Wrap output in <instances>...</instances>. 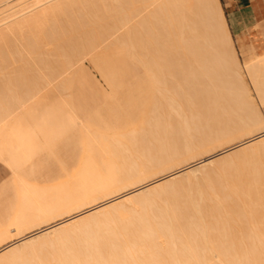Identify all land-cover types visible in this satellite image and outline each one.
<instances>
[{"label": "bare ground", "instance_id": "obj_1", "mask_svg": "<svg viewBox=\"0 0 264 264\" xmlns=\"http://www.w3.org/2000/svg\"><path fill=\"white\" fill-rule=\"evenodd\" d=\"M82 1L83 0H0V58L4 56L0 59V62H2V59L4 61V58H6L5 61H9L11 63V61L14 60L12 62L15 63L16 59L19 57L22 58L21 54L26 52L29 54L30 58L32 57L31 60L36 62L47 61V65H50L48 68L51 69L48 70L47 68L43 69V71H40L42 70L41 67L39 70L40 74H38L41 76L43 81L40 80L38 75H36L42 82L37 83L39 80L36 77L37 82L35 81L34 84L36 85H34L32 84L34 78H30L31 76L29 77V73L34 72H26L29 69L27 70L25 66L21 65V67H25L24 72V70L19 68L20 65L19 67L17 66V71H14L16 72L15 74L18 72V77L16 79V75L13 74L12 81L8 79L11 82H7V88L10 86L8 84H11V86L15 85V87L18 86L17 90H19L18 93L22 95L21 100L23 102L20 100V102L17 101V104L16 102L13 103V101H16L15 99L17 96H19V94L16 95V97L14 96L15 99H12V97L7 98V94L4 92L5 88L2 90L0 89V92L2 91L6 95H4L5 98H3L5 101L6 99L9 101L12 99L10 101L11 103H9L8 100V102L6 101V103H4L7 105V107L5 105V109L2 108V110L4 109L6 113L2 112L0 109L1 114H4L3 117H1L2 115L0 114V157L8 161L11 168L14 169L12 165L11 148L14 147L16 149L15 138H17L20 134L15 123L19 119V116L24 112L25 108L37 104L38 102L43 103L40 108L43 110V112L50 111L51 114L59 108V105L63 106L64 108H69V105H72L71 100L65 99L66 97L61 95L62 92L59 91L60 87L63 88L60 86L63 85L62 83H64L62 82L63 79L65 81L64 84L70 83L71 79L69 78L74 77L76 70L84 64L81 62L83 59L82 57L86 59L85 56L89 54L92 58L101 53L108 52L110 49L121 50V46H127L130 41L126 39L128 37L125 33L129 32L131 28L133 29V26L135 25L134 23H138V20L141 22L139 23L140 26H142V23H145L146 25L148 24V28H150L149 24H151V29L154 25L155 28L158 26L160 30L158 32L156 29L154 31L148 29V31L154 32L151 34L158 32V34L155 36L152 35L151 38L147 37L149 35L146 34L148 31L145 34L147 35L146 37L150 39L155 37L153 41L157 40L159 36V39H161L162 42L164 41V43L161 42L163 45H161L162 48L161 46H158L161 48V50L154 48L157 51L160 50L159 54L161 51L163 53L160 55V59H162V62H160L162 64L161 66L159 65V67H162L163 65V67L160 68L162 71V73L160 72L162 77L161 74L160 77H158V71L157 74L156 72H153L154 70L152 69V66H155V61L154 63H152L153 61L149 63L153 64L151 66L146 64V68L149 67V70L147 69L146 73H149L150 75V78L149 75L148 78L150 80V87L152 90L150 95H143V92H141L142 86H136V89L134 88L136 93H131L130 91H128V93L124 92V95L122 93L123 96H120L123 98H118L120 101H113V104L108 106L109 108L105 107L104 110L108 111L105 112V115L100 116L103 117V119L100 118L102 121L99 120L101 122L96 123L91 121L79 125V128L82 127L80 128L81 131L79 129V159L76 158L78 151L75 153L72 147H68V145H66V142V146L64 145V142L63 145L61 144L63 138L59 136L61 135L60 133H62L59 127H51L53 129L50 131L46 129L48 133H50L49 137H51L48 142V144H50V151L48 150L47 153L49 154V157V152H51V155L58 157L57 159L59 165H57L58 167L56 170H52L54 166V168H56V163H54L53 166L52 163L54 160L52 163H50L51 160L49 159H52V157H48L49 159H46L49 160L50 166H53L50 169H46V167H50L49 165H44L45 168H42L44 166H41L36 169V172H32L33 167L31 166V172L28 177L31 176V173L33 174L35 172L36 174L34 173V175L36 178H33L35 179L34 183L32 182L33 179L31 181L30 178H27L29 173L27 170V174L26 172L24 173L26 174L27 179L25 178L24 174V177L21 175V172L23 171L19 170L21 172L19 173L20 175H18L19 171H14L18 168L13 170L15 173H17L13 175L14 178L16 175H18V178H15L14 180L17 179L20 183L18 184L16 180L15 184H18L20 187L17 188L15 186V188L19 190V192L18 190L16 192H18L20 196H18V193L17 195L15 194L19 197L16 198V200L14 199V202L16 201L15 204L17 203L16 209L13 208V205L11 206L12 209L8 207V203L10 205L12 204V202H9V199L5 198V200H9L8 203H3L4 201L2 202V205H7L8 209L10 208L11 210L9 209L10 211L8 212V209L3 207L4 205L2 206L4 212L1 211L2 208L0 209L2 212V214L0 213V264H264V160L263 162L259 163L260 165L258 163L253 166L252 164L250 165V163H253V159H251L252 162H249L250 152H248L249 156L246 155L247 157L244 156L241 158H235L237 154L249 149H255V151L253 150L254 152H251L254 155L259 153L264 155V116L262 111V107H264V55L258 56V58L247 59L244 62H242V60L240 61L235 45V39L231 32L221 0H144L141 4L138 2L141 7L138 4L135 6L136 2L138 1L137 0L136 2L132 3V5L134 4V7L131 6V8L130 6L128 7L129 3L131 5L132 2V0H130L131 2L129 1V3L126 4V8L130 9V11L125 8H118L117 5H114L120 0H114V4L113 0H109L111 1L112 5H114V9L118 8L116 9L117 11H122L121 13H124V19L119 20L120 23H115V26L110 25V28L107 27L108 30H105V32L101 29H97L98 26H96L102 21L97 23L95 20L97 24L93 22L92 25L90 23L91 26L89 27L87 25L86 28L82 25H79L77 20L76 26H82V28H79L80 33L81 31L82 33L79 34V45L76 46L75 42H70V38L68 39L66 37H71L69 33L72 30L67 33L68 31H66L61 24L63 21L62 17H65L64 15L67 14L66 16H69L72 10V14L75 15L76 13L77 15L79 13L81 16V12L85 11L84 7L86 4H93L92 1L94 0ZM106 1L107 0H102L101 3H103V5L100 3L99 4L103 7H106V3L108 2L109 6V1ZM81 2L82 4H86H83V6ZM119 3L120 2H118V4ZM123 3H125V1ZM75 6H77V8ZM79 6L81 9L83 8L81 11H77L80 8ZM91 6L92 5H87L88 13L91 12L89 11L92 8ZM72 7L74 8L72 9ZM107 7L104 8V10H108L110 6L108 8ZM138 7H140L139 10ZM94 8H92V10ZM68 9L71 10L68 11ZM74 9H76L77 12L73 11ZM114 9H112V11ZM156 10L161 14L158 12L156 13ZM96 11L98 13L97 9L92 12L95 13ZM101 11L103 10L101 9ZM108 11L106 13H108ZM152 13L155 15L154 18H156V22L151 17ZM95 14L92 13V15L96 16ZM103 15H105V13ZM148 16H150L156 24L158 23V25L153 24V21L151 23H147L146 21H148L150 18ZM92 17L93 16H91V18ZM157 17H161L163 19L164 27L163 23H160L159 21L161 18L157 19ZM87 18H89V16ZM144 18H146V20ZM68 19L70 18L68 17ZM81 19L84 21L86 20L87 22V19ZM150 20L151 19H149V21ZM88 21L91 22L92 19L90 20L89 18ZM70 22L71 21H69L68 24H70ZM106 22L108 23L107 20ZM68 24L66 23V25ZM84 24L83 25L86 26L88 22ZM161 24L162 26L160 27ZM58 25L60 30L63 28L61 31L58 29ZM102 25L104 24L102 23ZM145 26H142V28L145 29ZM75 27L73 28L77 30ZM67 28L68 27L66 26V29ZM83 28H86V30H82ZM88 28L89 30H87ZM54 31H56L57 35ZM144 31L141 32V34L143 33L142 36L144 35ZM60 34H62V36ZM124 34L126 36L125 40L128 41V43L125 40H122L123 45L121 43V48H119V46L115 48L114 42L116 40L117 42L121 41H118V39H121V36L124 37ZM157 35L158 38H156ZM57 36L59 38L66 37V39L69 40L68 42L65 39L68 43H66L67 47L62 44V46L60 45L61 39L59 40ZM161 36H163L164 39L161 38ZM77 37H75L76 41ZM147 38L144 40H147ZM159 39L157 42L161 41ZM144 44H146L148 49H150L149 45L145 43V41ZM117 45H120V43ZM158 45H160V43H158ZM35 46H37L38 49ZM41 46H43L46 50L49 49V52L54 50V48L56 49L57 47V50H54L52 53L54 55V53L56 54L55 51H57L58 54L52 56V53L48 52L49 55H51L50 57L47 53L48 50H44L47 53V57L44 55L46 58L43 60L42 54L44 53L41 54L39 52L41 51L39 50ZM58 46H60L59 49ZM24 47L27 48L25 49ZM13 48L15 49V53ZM17 48L20 49L17 50L20 51V55L15 58V56L18 54V52H16ZM31 48L34 52L33 54L31 53L32 55L29 53L32 51ZM126 49H128V51ZM126 49L125 53H131L129 52L130 48L127 47ZM5 50L7 53L4 52V55L2 56L3 51ZM145 52H140V60H142L144 66L145 61H147L146 57H148V62L151 60L149 56L151 55V57H153L152 54H146L147 52ZM26 53L24 55L22 54L23 57H25ZM39 53L40 55H38ZM29 56H27V58ZM49 57L51 59H49ZM24 59L27 60L26 57ZM22 60L17 59L16 62ZM49 61L51 64L48 63ZM53 62L58 63L59 66ZM160 62L157 64H160ZM15 64L18 65L19 63ZM47 65L45 64L42 66L46 68ZM157 66L158 65H156V67ZM39 67L36 68L38 69ZM18 68L21 71H19ZM24 73L25 75H28H26L28 78L25 79L26 76H24ZM7 74L9 75L10 72H7ZM19 75H21L22 79L24 78V80H26V83L22 82L24 80H22ZM246 76L249 78L250 84L254 88V92H256L255 94H257L256 98H254L251 93V85H249V80L247 81ZM1 77L0 80L2 79ZM9 77L11 78V75H9ZM18 79L21 80V86L17 83L19 82ZM27 79L30 82L28 81L27 83ZM13 80L16 82V84L14 82L12 85ZM66 80L70 81L67 82ZM1 82L4 81L1 80ZM25 84H27L28 87H26L27 90L25 89L23 93L22 89L25 88ZM135 84H138L137 81H135ZM2 85L0 87L3 88L4 85ZM11 86V91L17 92V90H13L14 87L12 88ZM23 86L24 88H22ZM66 88L68 87H65L64 89ZM50 91L51 93L54 92L55 96H49ZM6 92L8 91L6 90ZM0 94V97H4L2 93ZM12 94L14 93L11 92L9 96ZM4 104H0V107H2ZM113 108L116 110L120 109L123 111V113L118 114L113 111ZM73 113L75 117H77L75 111ZM188 113H190L191 116H194V118L195 116L196 118L202 116L201 118H197L196 121L194 120V124L197 122L196 126H203V128L198 126L197 129L199 132L194 133V135H189L194 131L190 132L187 130L188 125L191 126V123L193 122H188L187 125V119H190L187 118ZM75 117H72L70 122H75ZM203 118L205 119V122H203L205 127L204 124L202 125L201 123ZM49 121L54 123L63 122L61 118H56L55 116L53 119L50 118ZM173 121L176 122V124L173 123ZM198 122L200 124H198ZM184 123H186L185 126H187L183 132H187V134L189 133V141L191 140V142L188 141V138L187 140L185 139L188 137L185 134L186 137L183 138L181 136V138L185 139L189 143L188 145L184 144L187 147H183V143H185L184 140L180 143H177V145L175 143L177 148H180V146L183 147L182 149L180 148L179 151L181 150L184 152L186 150L184 154H182L181 151L179 152L172 150V152H170L171 148L168 149V152L164 151V149L163 151H158L155 150L157 148L156 147L153 148L155 153L154 150H152V153L154 154L149 156L147 155L146 158L144 157L145 160L143 159L144 161L141 162L140 160L139 162H135L134 160L135 163L131 162V164L125 165H121L122 162L120 165L113 162H99V160H102L103 158H110L113 156L112 152H114L115 157H117L118 155L115 154L117 150L130 149L143 140L155 138L157 133L161 134L160 132L162 130H166L167 127L173 128L176 127L173 126L174 124H178V129V127H181L180 124L183 127ZM68 127V131L70 132L71 128L70 126ZM92 127H94V129L96 128V130L93 129V131ZM182 127L181 129L184 128ZM189 128L191 129V127H188V129ZM70 135L72 136V134ZM149 141L146 143L148 146L151 145ZM156 141H158V139ZM140 144H142V142ZM211 146H216L214 147V151L211 150ZM152 147H154L153 144ZM141 148L143 150V147ZM165 150H167V147ZM162 152L166 153H163V155ZM130 153L131 152H129V154ZM41 155L44 157L43 153ZM123 157L124 154L122 155V158ZM231 157L232 160L226 161V159H231ZM250 157L254 158L252 155ZM260 157L262 158L263 156ZM136 158L138 160V157ZM247 158L249 159L246 161ZM43 159L45 160V157ZM140 159L142 160L141 157ZM30 160L31 159H29V162ZM35 160L36 158L34 159V162ZM78 160L79 177L74 180L73 183L69 184L66 187L67 189L61 188V191H59L61 193L58 194H62L64 196L61 195V198H59V195L56 192L54 198L53 193H48L46 190L47 188L45 187H47L49 182L52 181L53 175L63 172V174H66V176H72L71 174H74L73 172H76L77 170L76 165L78 164ZM130 160L131 159H129V162ZM221 160L226 162L225 167L223 168L227 171H230L231 169L233 171L235 166L238 167V169H241V173L239 172L240 175L239 173H235V175L223 179V181L219 180L220 182L215 181V178V180L213 179L214 181H209L210 184L206 185V190L200 191V193H198L196 196L195 194L193 195V190L192 193H190L192 196L189 198V201L188 199H185L184 202L187 201L186 203L182 201V204L181 202L179 205L176 203L178 206L175 204V206L170 205V208L167 207L168 209H164L165 211L163 210V207L162 210L164 212H161V210H156V213L152 211L149 212L151 208L146 207L145 204L143 209L145 210L146 208H149L148 212L146 210V214L144 213V215H140V210L137 212L139 216L135 214L129 215L127 213L129 216L128 219L134 218L130 221L128 220L129 223H126L128 221H126L127 219H124V223L126 224L123 225L121 223L122 227L120 225V227L118 226V229L113 227V231H115L112 232L111 229L110 231L112 233L109 231V234L101 233L100 231L104 232L105 230L104 228L102 229L100 227L101 230L99 231L98 228V231L102 235L98 234L100 236H96L94 233L95 236L87 241H84L83 236L82 238H80V236V240H83L79 242V246L74 239L77 247H71V250H66L68 252H59L60 254H57L54 258L52 257L53 259L46 258V260L41 261L39 259V261H37L35 258L24 259L22 257L23 259H21L16 257L17 255L15 253H17L19 256V254H23L25 252L24 250H26L29 254L33 250L31 255L32 253L38 254V252L40 253L41 250L51 246L47 238L51 237V235L55 233L58 235V232H61V230H67H64L65 227L76 225L78 230L76 229L75 233L79 234V222H84V220L88 221L87 219L91 218L92 216V218H94L102 211L103 213L104 211H106V213L108 211L112 212L111 209H114V207L117 208L118 205L122 206L123 203H130L128 201H133L140 195L145 197L146 194H150V192L153 190L158 191L155 189H158L159 187L167 185L169 186L176 179L190 176L191 173L201 169L202 167ZM32 162L33 160H31L30 164L35 166L38 161L36 163ZM44 163L48 164L46 160ZM254 163L256 162L254 161ZM172 165L176 166L174 167ZM27 167L28 166H25V169H27ZM32 177L34 176H31V178ZM221 178H224V176ZM29 179L30 181H28ZM66 179L67 178H65V180ZM8 180L11 181V179ZM194 180L195 182H193ZM200 180L201 177L199 178V181ZM9 181H7L8 184H10ZM193 181H187V183L183 186L188 187L190 184L193 185V183H196L198 180L197 178H194ZM10 186L12 188L14 187V185H7V188L5 189H9ZM179 187L182 186L180 185ZM15 188L13 189L16 190ZM172 188L169 187V189H167L171 191ZM196 188L199 187L196 186ZM63 191H65V193ZM162 191L165 192L164 187L163 190L161 188V194L164 196L168 195ZM197 191L195 189L196 193ZM2 192H5V190ZM172 192L166 193L177 195L176 191L175 194ZM46 193H48L49 197V194H51L53 197H45L44 195ZM157 193H159V191ZM187 193L189 195V192ZM4 194L5 196L7 195L6 193H3V195ZM172 195L169 194V196ZM10 196H12V194ZM10 196L9 198L11 199L12 197ZM136 202H138V200ZM140 203L142 204V201ZM131 204L134 205V203ZM121 206L119 207L121 208ZM134 207L136 206L134 205ZM123 210L125 209L123 208ZM129 213L134 212L131 210ZM130 216L133 217L130 218ZM111 218L113 220V217ZM88 224L93 223L90 222ZM95 224H93L94 228L96 226ZM113 225L115 226L116 224ZM95 229L97 230V228ZM70 231H72V229ZM105 232H107V230ZM88 234L89 233L87 232V235ZM66 236L63 238L64 241L66 240ZM35 243H38L37 246L34 245ZM56 244L58 243L56 242L55 245ZM66 248L69 249L70 247ZM44 253L45 252L42 254ZM13 254L15 256H12ZM35 257L38 258L36 254ZM215 257H217V259H215Z\"/></svg>", "mask_w": 264, "mask_h": 264}, {"label": "rangeland", "instance_id": "obj_2", "mask_svg": "<svg viewBox=\"0 0 264 264\" xmlns=\"http://www.w3.org/2000/svg\"><path fill=\"white\" fill-rule=\"evenodd\" d=\"M84 1V0H83ZM82 1V2H83ZM87 1V0H86ZM96 1H97V3H96ZM104 1V0H103ZM107 1H109V0H107ZM106 1V2H107ZM117 1V0H116ZM122 1V2H121ZM125 1V3H123ZM129 1L130 0H128V2H127V0H120V1H117V3H115L114 4V0H113V4L116 6L117 5V7L118 8H125V9H128V8H126L127 6H126V4H128L129 3ZM137 0H135V1H133L132 0V2H131V5H130V3H129V5H128V7L130 6V8H131V6L132 7H134V4L132 5V3H134V2H136ZM141 1V2H140ZM142 1H144V0H138L137 2H136V4H135V6L138 4V2H139V4H141V3H143ZM82 2H81V4H82ZM93 2V4L91 3V2H89V3H91L90 5H92L91 7L92 8H94L93 10H92V8L91 7H89V8H91V10H89V11H91V12H89L88 13V7H87V5L88 6H90L88 3L86 4V3H83V4H86V6L84 7L85 8V14H84V12L82 11L81 13V16H80V14L78 13L77 15H76V13H75V15L74 14H72V10L71 9H68V11H70L71 10V16L73 17H71L70 15L69 16H66V15H64L65 17H62L61 19L63 20L62 21V24L61 25H63L62 27H64V29L66 30V31H68L67 33H69V31H71L69 34L71 35V37H68V36H66L68 39L70 38V42L71 41H73V42H75L76 43V46L77 45H79V34H81L82 33V31H81V33H80V29L79 28H82V26L83 27H86L87 28V25L90 27L91 25H90V23L92 24L93 22L94 23H96V21H97V23L98 22H100V21H102V22H100V23H98V25H96V26H98L97 27V29H101L102 31H104L105 32V30L107 31L108 30V28H110V25L111 26H115L118 22L120 23V21L119 20H123L124 19V13H121V12H119V11H117L116 9H118V8H116V9H114V5H112V3H111V1H109V6H108V2L106 3V7L108 8V10H104V8H106L105 6L103 7L102 5H103V3H101L102 2V0L100 1V0H94V1H92ZM118 2H120L119 4H118ZM102 4V5H100V4ZM79 4V3H78ZM80 4V5H81ZM82 4V5H83ZM138 4V5H139ZM94 5V6H93ZM98 5V6H97ZM113 7H112V6ZM123 5V6H122ZM143 5V4H142ZM145 5V4H144ZM84 6V5H83ZM101 6V7H100ZM120 6V7H119ZM140 6V5H139ZM76 8H77V6H75ZM80 7V6H79ZM99 7V8H98ZM112 7V8H111ZM141 7V6H140ZM140 7H138V10L140 9ZM69 8H71V7H69ZM74 7H72V9H73ZM83 9V8H82ZM81 9V7L77 10V11H81L82 10ZM95 9H97L98 10V13H97V11L94 13V12H92V11H95ZM100 9V10H99ZM101 9L103 10V11H101ZM112 9H114L113 11H112ZM120 10V9H119ZM124 10V9H123ZM129 11H130V9H128ZM68 11H67V13H68ZM73 11H76V9H74ZM76 11V12H77ZM100 11V12H99ZM108 11V13H106ZM111 11V12H110ZM114 11H116V12H114ZM132 11V10H131ZM134 11V10H133ZM105 13V15H103L104 13ZM124 12V11H123ZM126 12V11H125ZM128 12V11H127ZM158 11L156 10V13H157ZM87 13V14H86ZM90 13H91V15H90ZM92 13L93 14H95L96 16H94V15H92ZM111 13V14H110ZM116 13V14H115ZM119 13V14H118ZM155 13V14H156ZM158 13H160V12H158ZM84 14V15H83ZM100 14V15H99ZM108 14H110V15H108ZM161 14V13H160ZM159 14V15H160ZM89 16V18H90V20L92 19V21L91 22H89L88 20H89V18H87L88 16ZM121 15V16H120ZM149 15H151V14H149ZM152 15H154L153 13H152ZM151 15V17L154 19V21H155V19L156 18H154L155 17V15L154 16H152ZM86 16V17H85ZM91 16H93L92 18H91ZM100 16V17H99ZM68 17L70 18V19H68ZM85 17V18H84ZM111 17V18H110ZM146 17V16H145ZM148 17H150V16H148ZM149 18V19H151L150 21H149V19H148V21H146L147 23H151L152 21H153V19L152 18ZM65 18V19H64ZM78 18V19H77ZM81 18H83V19H87V22H88V24H86V26H84L85 24L84 23H87L86 22V20L84 21V20H82ZM102 18V19H101ZM105 18H106V20L108 21V23H110V24H108L107 22H106V20H105ZM114 18V19H113ZM117 18H118V20H117ZM160 19L161 17H157V19ZM60 19V20H61ZM73 19V20H72ZM110 19H113L114 20V22H113V20H110ZM143 19V18H142ZM145 20H146V18H144ZM60 20H59V22H60ZM78 20V21H77ZM80 20H81V22H80ZM96 20V21H95ZM115 20H116V22H115ZM65 21H67V22H65ZM69 21H71L70 22V24H68L69 23ZM78 22V24L79 25H82L81 27L79 26H76L77 25V22L76 23H74V22ZM137 21V20H136ZM140 20H138V23H134L135 25L133 26V29L131 28L130 29V31L129 32H126L125 34H126V36L128 37V38H126V36H125V34H124V37L123 36H121L120 38L121 39H118V41L119 40H121V41H119V42H117V40L114 42V47L115 48H117L118 46H119V48H121V50H123V51H121V50H109V54L111 55V56H115L112 60H113V63H118V64H120V65H122V66H128V67H132V68H134V69H136L137 71H139V72H141L140 73V75H139V77H138V79L137 80H135V81H137V83L138 84H135V81L133 82V83H131L130 84V86H129V88H128V90L127 91H125V93H128V91H130L131 93H136V91L134 90V88L137 86H139V85H141L142 86V91L141 92H143V95H150V93L152 92V90H151V87H150V80H149V78H150V75H149V73L147 74L146 73V71H147V69L149 70V67L148 68H146L147 67V65L150 63V62H152V63H154V61L156 62V63H154V65L155 66H152V69L154 70L153 72L155 73L156 72V74L158 73V77H160V74L162 73V71H161V69L160 68H162L163 67V65H162V67H159V65L161 66V62H162V59H160V55H161V53H162V51H161V53L159 54V51L161 50V48H162V44H161V42H162V40L161 39H159L160 38V36H159V38H158V35H157V37L156 38H158L159 40H161V41H158L157 42V40H155V41H153L154 40V38L152 37V39H150L151 38V36L153 35V36H155L156 34H158V32L160 31L159 30V28H158V26H156L157 28H155V26L153 25V24H156L155 22L157 21H153V28L151 29V24H149V27L150 28H148V24L146 25L145 23H142V26H145V29L144 28H142V26H140L139 25V23H141V22H139ZM160 21V23H163V27H164V21H163V19L161 18V20H159ZM158 21V22H159ZM63 22H64V24H63ZM73 22V23H72ZM80 22V23H79ZM106 22V23H105ZM113 22V23H112ZM145 22V21H144ZM61 23V22H60ZM59 23V24H60ZM66 23L70 26H68V25H66ZM82 23V24H81ZM96 23V24H97ZM102 23L104 24V25H102ZM116 23V24H115ZM71 24H72V27H71ZM84 24V25H83ZM144 24V25H143ZM93 25V24H92ZM139 25V26H138ZM156 25H158V23L156 24ZM66 26L68 27L67 29H66ZM76 26V27H75ZM94 26H95V24H94ZM104 26V27H103ZM162 26V24L160 25V27ZM58 27H59V25H58ZM73 27H75V28H77V30L76 29H74ZM101 27V28H100ZM108 27V28H107ZM162 27V28H163ZM86 28H83L82 30H86ZM92 28V27H91ZM161 28V29H162ZM59 30H60V27L58 28ZM58 29H56V30H58ZM63 29V28H62ZM61 29V30H62ZM74 29V30H73ZM104 29V30H103ZM148 29L149 30H157L158 32L157 33H155V34H151V33H154V32H151V31H148ZM60 30V31H61ZM76 30V31H75ZM87 30H89V28L87 29ZM93 30V29H92ZM142 30V31H141ZM144 30H146V31H144ZM256 30L258 31V40H257V42H259V45H262V47L260 48V49H254V54H252L251 52H249V55L247 56V57H245V54H244V49H243V47H242V45L244 44V42L243 41H238L235 37H234V39H235V45H236V48H237V51H238V56H239V58H240V61L242 60V62H244V61H246L247 59H253V58H258V56H261V55H264V12H263V16H262V19H261V22L259 23V25L257 26V28H256ZM79 31V32H78ZM144 31V35L142 36V34H141V32H143ZM149 33H148V32ZM163 31V30H162ZM161 31V32H162ZM55 33H56V31H54ZM74 32V33H73ZM147 32V33H146ZM160 32V33H161ZM58 33H59V31H58ZM64 33V32H63ZM72 33V34H71ZM128 33V34H127ZM149 34L148 36L146 35V34ZM163 33V32H162ZM68 34V35H69ZM74 34V35H73ZM56 35H57V33H56ZM61 36H62V34H60ZM73 35V36H72ZM122 35H123V33H122ZM160 35V34H159ZM78 36V37H77ZM150 37V38H147V37ZM66 37H61V38H59L58 36H57V38H59V40L61 39V42H60V45L62 44V45H65L66 47H67V45H66V40L69 42V40L68 39H66ZM74 37V38H73ZM75 37H77V41L75 40L76 38ZM118 37H119V35H118ZM144 37V38H143ZM123 38V39H122ZM125 38L126 39H128L130 42L128 43V41H126L125 40ZM147 38V40H144V39H146ZM161 38H163V36H161ZM64 39V40H63ZM66 39V40H65ZM164 39V38H163ZM58 40V41H59ZM122 40H125L128 44H127V46L125 45V46H121V43H122ZM148 40H152V41H148ZM64 41H65V43H64ZM144 41H145V43H147L148 45H149V48L150 49H148V46H146V44H144ZM146 41H148V42H146ZM117 42V43H116ZM126 42H124V43H126ZM154 43V45H153V43ZM157 42V43H156ZM59 43V42H58ZM64 43V44H63ZM116 43V44H115ZM120 43V45H117V44H119ZM158 43H160V45H158ZM162 43H164V41L162 42ZM19 44V43H18ZM68 44V43H67ZM130 44V45H129ZM253 44V42H249L248 43V45H252ZM59 45V44H58ZM61 45V46H62ZM113 45V44H112ZM116 45V46H115ZM122 45H123V43H122ZM150 45H151V47H150ZM155 46V47H153V46ZM162 45V46H161ZM121 46V47H120ZM161 46V48H159V47ZM18 47V46H17ZM36 48H37V46H35ZM34 47V48H35ZM59 47L60 46H58V49H59ZM79 47V46H78ZM77 47V48H78ZM112 47V46H111ZM125 47V48H124ZM130 48L129 49V52H131V53H125V49L126 48ZM16 48V47H15ZM21 48V47H20ZM25 48V47H24ZM27 48V47H26ZM25 48V49H26ZM33 48V47H32ZM31 48V49H32ZM47 48V47H46ZM54 48V47H53ZM65 48V47H64ZM124 48V49H123ZM133 48V49H132ZM147 48V49H146ZM151 48H152V50H151ZM154 48H156L157 50L158 49H160L159 51H157V50H155ZM3 49V48H2ZM25 49H23V50H25ZM38 49V48H37ZM79 49V48H78ZM77 49V50H78ZM13 50H14V53H15V49L13 48ZM17 50H20V49H16V52H18V54L16 55V54H14V55H16L15 56V58H17V56L18 55H20V51H17ZM28 50V49H27ZM29 50H30V48H29ZM39 50H43L42 52L41 51H39L41 54L42 53H44V54H42L41 56H42V58H43V60H44V58H46L47 57V53L50 51L49 49H45L43 46H41L40 47V49ZM44 50H46L47 51V53H46V51H44ZM52 50V49H51ZM54 50H57V47H56V49L54 48ZM54 50H52L51 52H49V53H52V52H54ZM61 50V49H60ZM127 51H128V49H126ZM148 50V51H147ZM155 50V51H154ZM258 50V51H257ZM22 51V50H21ZM26 51V50H25ZM121 51V52H120ZM126 51V52H127ZM141 51H146L145 53L146 54H152V56L153 57H151V55L149 56V55H147V56H149V58H151V60L148 62V57H146L147 58V61H145V66H144V63H142V60H140L141 59V57H140V52ZM149 51H150V53H149ZM257 53H256V52ZM0 52H1V50H0ZM4 52H6V50L5 51H3V54H2V56L4 55ZM23 52V51H22ZM28 52V51H27ZM35 52H36V50H35ZM56 52V54L54 53V55H53V53H52V56H55V55H57L58 54V52L57 51H55ZM7 53V52H6ZM6 53H5V55H6ZM26 53V52H25ZM24 52L22 53L23 55L25 54ZM30 53V55H32L34 52H33V49H32V51L31 52H29ZM32 53V54H31ZM40 53L38 54V55H40ZM49 53H48V55H49ZM21 54V56H22V58L21 57H19V58H17L18 60H22V59H24L25 57H26V59L27 60H22V61H18V62H16L17 61V59H16V61H15V63H19L18 65H16L14 62H12V61H14V60H12L11 61V63L8 61H5V59L6 58H4V61H3V59H2V62H0V63H2V64H0V66H1V68H0V77H1V75H2V81H4V82H1V80H0V84L2 85V83H3V85H4V87L2 88V87H0V89L2 90V89H4V92L7 94V98L9 97H12V99H15V97H16V95H18L19 93V90H17V87L18 86H16L15 87V85L14 86H11V84H8V85H10L12 88H13V90H17V92L16 91H11L12 89H10V86H8V88H7V82L8 83H10L11 81H12V76H13V74H15L16 72L15 71H17L16 69H17V66L19 67V65H20V69H22V70H24L25 69V67L27 68V70L28 71H26V72H34V73H29L30 75H29V77L30 78H34V79H36V80H34L33 79V82H32V84H34V82L36 81L37 82V76L36 75H38L39 76V74H40V71H43V69H47L48 68V66H50V65H47V61H42V62H36V61H34V60H31L32 59V57L30 58V56H29V54H27L26 53V55H25V57H23V55ZM131 54H133V55H131ZM163 54V53H162ZM46 57H45V56ZM86 55V54H85ZM158 55H159V58H158ZM27 56H29L28 58H27ZM50 57H51V55H49ZM84 56V55H83ZM154 56H155V58H154ZM4 57V56H3ZM3 57H1V58H3ZM49 57V59H51ZM86 57V59L84 58V57H82V58H80V59H82L81 60V62H83L84 64L82 65V63H81V65H82V69L79 71L78 70V73H77V75H76V78H75V80H74V77H70L69 79H71V81L70 80H66L67 82H69L70 81V83H66V84H64L65 83V81H64V79H63V81L62 82H64V83H62L63 85H60V86H62L63 88H61L60 87V89H59V91L60 92H62V94L61 95H63V96H65L64 98L65 99H68V100H71L72 99V101H73V106H74V108H75V110H76V112L80 115V117H78V115H77V117H75V115H74V109H73V106L72 105H69V108H64L63 106H61V105H59L58 107V109L56 110V111H54V112H52V114L50 113V111H48V112H43V110H41L40 108H41V105L43 104V103H41V102H38L37 104H34V105H32V106H30V107H26L25 108V110H24V112L19 116V119L16 121V123H15V125L17 126V128H18V130H19V132H20V134H19V136L17 137V138H15V147H16V149L17 150H21V149H25L26 150V152H28V151H31L33 148L36 150V152L37 153H39V150H41V147H43V148H45V149H47V148H49L50 146V144H48V142H49V140H50V138L51 137H49V134L50 133H48V131H50L51 129H53V128H51V127H55V128H57V127H59L60 129H61V131H62V133H60L61 135H59L60 137H62L63 138V141L61 142L62 143V145H63V142H64V145H65V142H66V145H68V147H72V149L74 150V152L76 153V151H78V154L76 155L77 157V159H79V130L76 132V130H77V128H79V125H82L83 123H85V122H96V123H99V122H101L102 120L101 119H103V117H100V116H102V115H105V112H107L108 110H104V109H99L97 112H96V110L98 109V107H100L101 105H104V104H106L107 102H108V90H110V85H109V82H108V80H107V78H106V76L104 75V73H103V71L99 68V66L93 61V60H91V56L88 54L87 56H85ZM90 57V58H89ZM138 57H140V58H138ZM0 58V59H1ZM14 58V59H15ZM21 58V59H20ZM157 58V59H156ZM10 59V58H9ZM8 59V60H9ZM114 59H115V62H114ZM153 59V60H152ZM30 60V61H29ZM144 60H145V57H144ZM157 60V61H156ZM1 61V60H0ZM161 61V62H160ZM44 62V63H43ZM148 62V63H147ZM160 62V64H157V63H159ZM42 63V64H41ZM49 64H51L50 63V61L48 62ZM53 63H55V62H53ZM47 65L46 66V68H44V66H42V65ZM55 64H57L58 65V63H55ZM147 64V65H146ZM21 65H23V66H25L24 68L23 67H21ZM32 65V66H31ZM38 65V66H37ZM41 65V66H40ZM56 65V66H57ZM150 66L151 65H153V64H149ZM156 65H158L157 67L159 68H157L156 67ZM34 66V67H33ZM40 66V67H39ZM55 66V65H54ZM59 66V65H58ZM16 67V68H15ZM29 67V68H28ZM31 67H33V68H31ZM36 67H39L38 69L36 68ZM42 67V68H41ZM154 67V68H153ZM18 68V70L19 71H21L20 69ZM31 68V69H30ZM40 68L42 69V70H40ZM158 69V70H157ZM15 70V71H14ZM39 71V72H37V71ZM48 70H51L50 68H48ZM160 70V71H159ZM158 71V72H157ZM7 72L9 73L10 72V74L9 75H11V78L9 77V75L7 74ZM24 72H25V70H24ZM161 72V73H160ZM39 73V74H38ZM6 74V75H5ZM17 74H18V72H17ZM17 74H15L16 75V79H17ZM21 74H22V72H21ZM32 74V75H31ZM34 74V75H33ZM27 75V74H26ZM25 75V73H24V76H26ZM148 75H149V78H148ZM6 76H7V79H6ZM28 76V75H27ZM25 77V79L26 78H28V77ZM34 76V77H33ZM3 77H4V79H3ZM19 77H21V75H19ZM22 77H23V74H22ZM22 77H21V79H22ZM37 77V78H36ZM161 77H162V74H161ZM15 78H13V79H15ZM39 78H40V80H42L43 81V79L41 78V76H39ZM39 78H38V80H39ZM246 78H247V81L249 80V78L246 76ZM8 79H10V80H8ZM15 79V80H16ZM19 80V79H18ZM22 80H24V78L22 79ZM39 80V82H37V83H41L42 81H40ZM74 80V81H73ZM124 80H126V79H124ZM128 80V79H127ZM20 81L21 80H19V82H17L18 83V85H22L21 83H20ZM26 80H24V81H22V82H24V83H26L25 82ZM28 79H27V83H28ZM14 80H13V82H12V85L14 84ZM30 82V81H29ZM20 83V84H19ZM15 84H16V82H15ZM0 85V86H1ZM2 85V86H3ZM30 85V84H29ZM34 85H36V84H34ZM249 85H251L250 84V80H249ZM24 86H25V88H24ZM22 88H24V89H22L23 90V93H24V91H25V89L27 90V88L26 87H28L27 86V84H25ZM38 86V85H37ZM30 87V86H29ZM65 87H68V88H66V89H64ZM20 88V87H19ZM18 88V89H19ZM63 89V90H62ZM136 89V88H135ZM251 89H252V91H251V93H252V95L254 96V98H256V96H257V94H255L256 92H254L255 90H254V88L252 87V85H251ZM6 90L8 91V92H6ZM10 91V92H9ZM64 91V92H63ZM11 92H13L14 94H12L11 96H9V94H11ZM22 92V91H21ZM0 93H2V95L4 96L5 94L1 91ZM23 93H21V94H23ZM54 92H52L51 93V91H50V94H49V96H55V93L53 94ZM158 93V92H157ZM156 93V94H157ZM159 94V93H158ZM1 95V94H0ZM25 95V94H24ZM6 96V95H5ZM5 96L4 97H0V104H4V103H6V101L8 100V99H6V101H5V99H3V98H5ZM15 96V97H14ZM19 96H20V99H19ZM19 96H17L18 97V99H17V97H16V101H13V103H15L16 102V104L18 103V102H20V100H21V98H22V95H20L19 94ZM24 97V96H23ZM25 98V97H24ZM23 98V99H24ZM71 98V99H70ZM114 98H116L115 96H114ZM1 99H3V100H1ZM12 99H10V101L12 100ZM2 101H5V102H2ZM9 101V100H8ZM7 101V102H8ZM9 101V103H11ZM18 101V102H17ZM21 102H23L22 100H21ZM8 104V103H7ZM6 104H4L2 107H0V109H1V111L2 112H5V108H4V106H5ZM9 105V104H8ZM11 105V104H10ZM6 107H7V105H6ZM11 107V106H10ZM2 108H4L3 110H2ZM38 108V109H37ZM11 109V108H10ZM114 109V108H113ZM8 110H9V108H8ZM6 111H7V108H6ZM114 112H116V113H118V114H121V113H123V111L122 110H120V109H118V110H116V109H114L113 110ZM262 111H263V116H264V107H262ZM75 112V113H76ZM197 112V111H196ZM6 113V112H5ZM0 114H1V112H0ZM2 115V114H1ZM0 115V116H1ZM4 115V114H3ZM3 115L1 116V117H3ZM24 116V117H23ZM56 117V118H61L62 120H63V122H52V121H49V119L51 118V119H53V117ZM72 117H75V122H70V120L72 119ZM202 116H199V117H197V118H201ZM99 118V119H98ZM101 118V119H100ZM187 118H190V119H187V125H188V122H192L191 124V126L190 125H188V127H191V129L189 130L188 129V127H187V130L188 131H190V132H192V131H194V132H192V133H188L189 135H191V134H193L194 135V133H198L199 132V130L197 129L198 128V126H201V125H198V126H196V124H197V122H196V124H194V122L196 121V116H195V118H194V116H191L190 115V113H188L187 114ZM264 118V117H263ZM1 119V118H0ZM84 119V120H83ZM192 119V120H191ZM89 120V121H88ZM99 120H101V121H99ZM195 120V121H194ZM201 120V119H200ZM200 120H199V122H200ZM205 119L203 118V120L201 121V123H202V125L204 124L203 122H205L204 121ZM198 122V124H200ZM263 122H264V119H263ZM173 123H175L176 124V122H174L173 121ZM186 123H184L183 125L185 126V124ZM189 123V124H190ZM173 125V126H176V127H171V128H169V127H167V129L166 130H162V129H164V128H162L161 130L163 131H161L160 133L161 134H156L155 135V138H152V139H149V140H143V141H141L142 142V144H140L141 142H139V144L137 143L136 145H134L132 148H130V149H121V150H117L116 152H115V154H117L118 156L117 157H115V155H114V152H112L113 153V156H111L110 158H103L102 160H99V162H105V163H118L119 165L121 164V162H122V164L121 165H125V164H131V162L132 163H135V162H139V160H140V162L141 161H144L145 159H144V157L146 158L147 157V155L149 156V155H151V154H154L155 153V150H158V151H163V149H164V151H169L168 149L169 148H171V151L170 152H172V150L173 151H179V149L181 148H183V147H187V146H185V145H188L189 143L186 141L187 140V138H188V141H189V135L187 134V132H183L184 131V129H186V126L183 128L182 127V125L180 124V126L183 128V129H181V127L179 128L178 127V129H177V125ZM68 126H70V132L68 131V129H69V127ZM196 126V127H195ZM148 127V126H147ZM204 127H205V124H204ZM80 128H82V127H80ZM79 128V129H80ZM166 128V127H165ZM169 128V129H168ZM175 128V129H174ZM200 128H203V126H201ZM199 128V129H200ZM48 131H47V130ZM94 129V127H92V130ZM180 129V130H179ZM94 130H96V128L94 129ZM93 130V131H94ZM186 130V131H187ZM80 131H81V129H80ZM178 131V132H177ZM172 132V133H171ZM181 132V133H180ZM75 133H76V135H75ZM163 133V134H162ZM166 133V134H165ZM70 134H72V136L70 135ZM165 134V135H164ZM177 134V135H176ZM188 136V137H186V135ZM164 135V136H163ZM158 138H157V137ZM172 136H174V137H172ZM181 136L184 138V137H186L185 139H183V138H181ZM165 137V138H164ZM173 138H175V139H173ZM179 138H181V139H179ZM191 138H193V137H191ZM155 139V140H154ZM158 139V141H156ZM160 139V140H159ZM194 139V138H193ZM192 139V140H193ZM34 140V144L32 143V141ZM152 140H154V141H152ZM168 141V143H167V141ZM184 140V142L185 143H183V147L182 146H180L179 144V146H180V148L178 147L177 148V143H180V142H182ZM147 141H149V143L151 144L150 146H148V144H146L147 143ZM156 141V142H155ZM166 141V142H165ZM178 141V142H177ZM151 142H153V143H151ZM158 142H159V144H158ZM189 142H191V140L189 141ZM68 143V144H67ZM143 143H145V144H143ZM166 143H167V145H166ZM175 143H176V145H175ZM152 144H153V146L154 147H152ZM154 144H156V145H154ZM170 144V145H169ZM182 144V143H181ZM185 144V145H184ZM54 145V144H53ZM65 145V146H66ZM72 145V146H71ZM144 145V146H143ZM216 145V144H215ZM143 147V150H142V148L141 147ZM165 146V147H164ZM170 146V147H169ZM146 147V148H145ZM157 147V148H156ZM163 147V148H162ZM166 147H167V150H165L166 149ZM214 147H216V146H211L210 148H211V150H215V148ZM137 148V149H136ZM149 148V149H148ZM150 148H152V149H150ZM153 148H156L155 150L153 149ZM161 148V149H160ZM209 148V147H208ZM213 148V149H212ZM50 149V148H49ZM141 149V150H140ZM146 149V150H145ZM185 149V148H184ZM183 149V150H184ZM125 150V151H124ZM138 150V151H137ZM140 150V151H139ZM152 150H154V153H152L153 151ZM252 149H249V150H245V151H243L244 152V154H243V152H241L240 154L241 155H243V156H241L240 154H237L236 156H235V158H241V157H247V156H254V158H252V157H250L249 156V158H250V160H249V162H252V160L251 159H253V163H250V165L252 164V166L253 165H256L257 163L259 164V163H261V162H263V160H264V155L263 154H261V153H259V154H252L251 152H254L255 151V149H253L252 151H251ZM124 152V153H122V152ZM143 151H145V152H143ZM150 151H151V153H150ZM181 151V150H180ZM179 151V152H180ZM120 154H119V153ZM129 152H131L130 154H129ZM138 152H140V153H138ZM143 152V153H142ZM146 152H147V154H146ZM157 152V151H156ZM169 152V153H170ZM182 152V151H181ZM186 152V150L184 151V152H182V154H184ZM248 152H250L249 153V155H248ZM133 153V154H132ZM163 153H166V152H162V154ZM169 153H167V154H169ZM124 154V157L122 158V155ZM141 154V155H140ZM161 154V153H160ZM130 155V156H129ZM140 155V156H139ZM142 155H146V156H142ZM164 155V154H163ZM247 155V156H246ZM161 156V155H160ZM260 156H263L262 158L260 157ZM52 157V159L50 158L49 160H51V162L50 163H52L53 162V160H54V162L52 163V165L54 166V163H56V168H54L52 165L50 166V163H49V160H47L46 159V162H48V164L47 163H44V164H40V165H38L37 166V168L38 167H41V166H50V167H46V169L48 168V169H50L51 167H53L52 168V170L54 169V170H56L57 169V165H59L58 164V157H55L54 155H52L51 156ZM123 159H121V158ZM131 157V158H130ZM133 157V158H132ZM136 157H138V160H137V158ZM140 157L142 158V160L140 159ZM53 158H55V159H53ZM116 159V160H113V159ZM118 158V159H117ZM135 158V159H134ZM249 158H247L246 159V161L249 159ZM120 159V160H119ZM125 159V160H124ZM129 159H131L130 160V162H129ZM144 159V160H143ZM243 159V158H242ZM245 159V158H244ZM126 160H127V162H126ZM134 160H135V162H134ZM230 160H232V157H231V159H226V161H230ZM254 161L256 162V163H254ZM260 161V162H259ZM43 162V161H42ZM41 162V163H42ZM45 162V161H44ZM124 162H126V163H124ZM249 162H248V165H249ZM215 163V164H214ZM225 161H216V162H213V163H211V164H209V165H206L205 167H202L201 169H199V170H197V171H195V172H193V173H191L190 174V176H186V177H182V178H178V179H180V180H178V179H176L174 182H172L169 186L167 185V186H163L164 187V191L165 192H163V193H165V194H168V195H163V194H161V188H162V190H163V187H159L158 189H155V190H158L159 191V193H157L158 191H152V192H150V194L148 193V195L146 194L145 195V197L142 195H140L139 197H137L136 199H134L133 201H128V202H130V203H123L122 204V206L121 205H118L117 206V208L116 207H114V209H111L112 210V212H110V211H108L107 213H106V211H104V213H103V211L101 212V213H99V214H97L94 218H89V219H87L88 221H85L84 220V222L83 223H85V224H83L82 222H79V234H76L75 233V230L77 229L78 230V227L76 226V225H70V227H65L64 228V230L65 229H67V230H65V231H63V230H61V232H58V235H57V233H55V234H53V235H51V237H49V238H47L48 239V242L51 244V248L48 246L46 249H43V250H41L40 251V253L38 252V254L37 253H32V255H31V252L33 251H31L30 252V254L26 251V250H24L25 252L23 253V254H19V256H18V254L17 253H15L17 256V258L19 257V258H21V259H29V258H35V260L37 259V261H39V259L42 261V260H46V258L47 259H53L57 254H60V253H63V252H68L69 250H71V247L72 248H74V247H77V245L79 246V242H81V240H83V239H81L80 240V238H82V236H83V238H84V241H87V240H89V239H91L92 237H94L95 236V234H96V236H100V235H102L101 233H104V234H106V233H108L109 234V231L112 229V232H114L113 231V229L114 228H119L120 227V225H121V223L123 224V225H125L126 223H129V221L130 220H132V219H134V218H132L133 216H130V218H132V219H128L129 218V216H128V214L130 215V214H135V215H137V216H139L138 215V210H140L141 212H139L140 213V215L142 214V215H144V213L146 214L147 212H148V210H149V208H146V207H150L151 209L149 210V212L150 211H152V212H155L156 210L158 211V210H161V212L164 210V209H168L167 207H169L170 205H172V206H175V205H177L176 203H178V205H179V203L181 202V204L185 201V199L187 200L188 199V201H189V198H191V196H192V194H190V193H192V191L194 192L193 193V195L195 194V196L196 195H198V193H200V191H202V190H206V185H208V184H210L209 183V181L211 182V180H215V178H216V180L215 181H217V182H220L219 180H222L223 181V179H226V178H229V177H231V176H233V175H235V173L236 174H238L239 172L241 173V169H238V167H236L235 166V168H233V171H232V169L230 170V171H227L226 169H224L223 167H225ZM47 164V165H46ZM223 165V166H222ZM260 165V164H259ZM45 166L43 167V168H45ZM77 166V170H76V172H73V170H72V172L74 173V174H71L72 176H70L69 177V175H67L66 176V174H63V172L62 173H59L60 174V176H59V174H56V175H53V178H52V181L51 182H49V184H48V186L47 187H45V188H47L46 190L48 191V193H53V196L56 194V192H57V194L58 193H61V192H59V191H61V188H66L69 184H71V183H73L74 182V180H76L78 177H79V160H78V164L76 165ZM172 166H176V165H172ZM258 166V165H257ZM74 168V167H73ZM240 168V167H239ZM75 169V168H74ZM220 169V170H219ZM58 170H59V168H58ZM240 170V171H239ZM75 171V170H74ZM205 171V172H204ZM226 171H227V173H226ZM231 171H232V175H231ZM236 171H238V172H236ZM71 172V173H72ZM223 173V174H222ZM240 173H239V175H240ZM70 174V173H69ZM206 174V175H205ZM220 174V175H219ZM222 174V175H221ZM64 175V176H63ZM98 175V174H97ZM205 175V176H204ZM226 175H228V176H226ZM242 175V174H241ZM96 176V175H95ZM201 177V180L199 181V178ZM204 178H203V177ZM208 176V177H207ZM222 176H224V178H221ZM10 177H11V171H10V168H8L3 162H1L0 161V183H2L3 181H5V180H7V179H10ZM60 177V178H59ZM64 177V178H63ZM190 177V178H189ZM193 177V178H192ZM65 178H67L66 180H65ZM187 178H189V179H187ZM191 178H192V180H191ZM196 179L197 178V180L199 181H196V183H193V185L192 184H190L188 187H189V189H188V187L187 186H183L184 184H186L187 183V181L189 182V181H193V179ZM208 180H207V179ZM212 178V179H211ZM62 179H63V181H62ZM61 180V181H60ZM213 180V181H214ZM185 181V182H184ZM204 181V182H203ZM207 181V182H206ZM58 182V183H57ZM193 182H195V180L193 181ZM198 182V183H197ZM77 183H79V182H77ZM173 185H174V187H173ZM182 186V187H179V186ZM192 185V186H191ZM194 186V187H193ZM196 186L197 187H199V188H196ZM165 187H166V189L168 188L169 189V187H173L172 189H171V191L170 190H166L165 189ZM175 187H176V190H175ZM178 187V188H177ZM194 188V189H193ZM201 188V189H200ZM49 189V190H48ZM67 189V188H66ZM65 189V190H66ZM186 189H187V192H189V195H188V193L186 192ZM195 189H196V191H197V193L195 192ZM45 190V191H46ZM62 190H64V189H62ZM70 191V190H69ZM174 193H173V192ZM175 191L177 192V195L175 194ZM180 191V192H179ZM185 191V192H184ZM64 193H65V191H63ZM62 192V193H63ZM72 192V191H71ZM71 192H70V194H71ZM74 192V191H73ZM154 192H156V193H154ZM166 192H172L173 194H175V195H172L171 193H166ZM15 192L14 191H12V189H9V191H7V195H11V194H14ZM45 193V192H44ZM48 193H46L44 196L46 197H49L48 196ZM69 193V192H68ZM67 193V194H68ZM51 194H49L50 195V197L52 196ZM66 194V195H67ZM156 194V195H155ZM159 194H161V195H159ZM169 194L170 195H172V196H169ZM179 194V195H178ZM188 196H187V195ZM59 195V198H61V195L62 194H58ZM182 195H183V197H182ZM185 195V196H184ZM0 196L1 197H4L5 198V195L3 196V194H2V192H0ZM43 196V197H44ZM52 196V197H53ZM62 196H64V195H62ZM152 196V197H151ZM156 196H157V198H156ZM161 196V197H160ZM194 196V197H195ZM44 197V198H45ZM49 197V198H50ZM144 197V198H143ZM155 197V198H154ZM175 197V198H174ZM185 197V198H184ZM187 197V198H186ZM54 198H55V196H54ZM56 198H57V196H56ZM182 198H184V199H182ZM48 199V198H47ZM100 199V198H99ZM146 199V200H145ZM155 199V200H154ZM180 199H181V201H180ZM138 200V202H136ZM154 200V201H153ZM158 200V201H157ZM160 200V201H159ZM135 201V202H134ZM142 201V204L140 203ZM152 201V202H151ZM183 201V202H182ZM127 202V201H126ZM150 204H149V203ZM160 202V203H159ZM187 202V201H186ZM186 202H184V203H186ZM131 203H134V205L136 206V207H134V205L133 204H131ZM140 203V204H139ZM162 203V204H161ZM169 203V204H168ZM126 204V205H125ZM129 204V205H128ZM139 204V205H138ZM145 204H146V209L144 210L143 209V206H145ZM152 204V205H151ZM175 204V205H174ZM131 205V206H130ZM148 205V206H147ZM158 205V206H157ZM177 205V206H178ZM119 206H121V208L119 207ZM127 206V207H126ZM138 206V207H137ZM171 206V207H172ZM119 207V208H118ZM155 207V208H154ZM164 207V208H163ZM13 208H15L16 209V206H14ZM123 208L125 209V210H123ZM128 208V209H127ZM135 208H138V209H135ZM140 208V209H139ZM162 208H163V210H162ZM170 208V207H169ZM12 209V208H11ZM116 209V210H115ZM120 211H119V210ZM127 209V210H126ZM118 210V211H117ZM132 210V212H134V213H129L130 211ZM136 210V211H135ZM146 210H147V212H146ZM126 211H129V212H126ZM143 211V212H142ZM165 211V210H164ZM163 211V212H164ZM117 212V213H116ZM124 212H126V213H124ZM151 212V213H152ZM160 212V211H159ZM159 212H157V213H159ZM128 213V214H127ZM156 213V212H155ZM101 214V215H100ZM107 214H108V216H107ZM113 214V215H112ZM99 215H100V219H99ZM116 215H118V216H116ZM122 215V216H121ZM120 216V217H119ZM123 216H125V217H123ZM128 216V217H127ZM102 217V218H101ZM111 217H113V220H112V218ZM123 217V218H122ZM127 217V218H126ZM96 221H95V220ZM117 219V220H116ZM124 219H127L126 221H128V222H126V223H124L125 222V220ZM90 220V221H89ZM106 220V221H105ZM110 220V221H109ZM120 220H122V221H120ZM93 221V222H92ZM100 221V222H99ZM93 223V224H95L94 226H95V228H97V230L93 227V224H88V223ZM109 222V223H108ZM111 222V223H110ZM113 224H116L115 226L113 225ZM82 225V226H81ZM88 227H87V226ZM91 225H92V228H91ZM85 226V227H84ZM106 226H107V228H106ZM119 226V227H118ZM87 227V228H86ZM90 227V228H89ZM100 227L103 229L104 228V230L106 231L107 230V232H102V231H100L101 229H100ZM109 227V228H108ZM114 227V228H113ZM121 227H122V225H121ZM74 228V229H73ZM98 228H99V231L101 232V233H99V231H98ZM72 229V231H70V230ZM91 229V230H90ZM92 229H93V231H92ZM85 230H87V231H85ZM90 230V231H89ZM68 231V232H67ZM95 231V232H94ZM63 232V233H62ZM84 232V233H83ZM87 232L89 233L88 235H87ZM90 232H91V234H90ZM111 232V231H110ZM111 232V233H112ZM63 235H61V234ZM68 233V234H67ZM78 233V232H77ZM95 233V234H94ZM110 233V234H111ZM65 234V235H64ZM73 234V235H72ZM82 234V235H81ZM98 234H100V235H98ZM56 237H55V236ZM67 235V236H66ZM71 235V236H70ZM90 235H92V236H90ZM54 236V237H53ZM66 236V243H65V241L63 240V238ZM77 236V237H76ZM81 236V237H80ZM61 237V238H60ZM76 237V238H75ZM80 237V238H79ZM53 238V239H52ZM57 238V239H56ZM71 238V239H70ZM78 238V239H77ZM59 239V240H58ZM61 239V240H60ZM74 239L76 240V243H77V245H76V243H75V241H74ZM56 240H58V241H56ZM68 240V241H67ZM51 241V242H50ZM59 241H60V244H59ZM65 243H63V242ZM53 242H54V244H53ZM58 243L59 244V246H58V244H56L55 245V243ZM69 242H70V245H69ZM39 243V242H38ZM38 243H35L34 245H36L37 246V244ZM62 243V244H61ZM55 245V246H54ZM67 245H69V246H67ZM73 245H76V246H73ZM32 247H33V245H32ZM61 249H60V248ZM66 247H70L69 249L68 248H66ZM54 249V250H53ZM59 251H58V250ZM63 250H65V251H63ZM66 250H68V251H66ZM52 251V252H51ZM56 251V252H55ZM62 251V252H61ZM27 252V253H26ZM43 252H45L44 254H42ZM47 252V253H46ZM55 254H54V253ZM58 252V253H57ZM60 252V253H59ZM26 256H25V255ZM35 254H36V256H38V258L37 257H35ZM47 256H46V255ZM34 255V256H33ZM45 255V256H44ZM49 255V256H48ZM12 256H15L14 254L12 255ZM23 257V258H22ZM26 257H28V258H26ZM53 257V258H52ZM215 259H217V257H215Z\"/></svg>", "mask_w": 264, "mask_h": 264}, {"label": "crops", "instance_id": "obj_3", "mask_svg": "<svg viewBox=\"0 0 264 264\" xmlns=\"http://www.w3.org/2000/svg\"><path fill=\"white\" fill-rule=\"evenodd\" d=\"M221 2L223 4L224 10H225V14H226V17H227V20H228V23H229V26H230V29H231V32H232L233 36L238 41H240V42L243 41L244 42V44L242 45V47L244 49L245 57H247L249 55V52H251L252 54H254V49H256V48L257 49H260L262 47V45H259V42H257V40H258V37H257L258 36V31L256 30V28L259 25V23L261 22V19H262V16H263V12H264V0H221ZM249 42H253V44L252 45H248ZM114 57L115 56H111L109 54V51H108V52L101 53V54H99V55L94 56V57L91 58V60H93L99 66V68L103 71V73L106 76V78H107V80L109 82V85H110V90H108V102L106 104L101 105L100 107H98V109L96 110V112L99 109H105V107L109 108L108 106L109 105L111 106L113 104L112 103L113 101L114 102L115 101H120L119 99H122L123 98V97L121 98L120 96H123L124 95V92L128 90L130 84L133 83L135 80H137L138 77H139V75H140V73H141V72L137 71L136 69H134L132 67L122 66V65L118 64L117 62L116 63H113V60L112 59ZM114 62H115V59H114ZM82 68L83 67L81 66V67H79L76 70V73H75V76H74V80L76 78V75L78 73V70L80 71ZM124 79H126V80H124ZM122 93H123V95H122ZM114 96L116 98H114ZM121 101H123V100H121ZM71 103H72V106H73L72 99H71ZM73 109L76 112L74 106H73ZM76 114L78 115V117H80V115L77 112H76ZM78 130H79V128H77L76 132ZM75 135H76V133H75ZM32 143L34 144V140L32 141ZM11 149H12L11 150L12 165H13L14 169L15 168L16 169L18 168V169L17 170H14L13 168H11L10 163L8 161H6V160H4V159H2L0 157V161L3 162L8 168H10V171H11V177H10L11 181H9L7 179V180H5L6 183H5V181H3L2 183H0V186L2 187V188L0 187V192H2L3 190H5V192H2V194L3 193H7V191L10 188L12 189V191H15V192L18 190V189L15 188V186L17 188H19L20 186L18 184H20V183L16 179L18 184H15L16 183V180H14V179L15 178H18L17 176L20 175L19 173L21 171H23V172H21V175H23L26 172V170H27V172H29L28 175H27V178H30L31 181H32L33 178H36L35 175H34V173L36 172V169L39 168V167L37 168V164L39 165V164L44 163V162L40 163L41 160L42 161L44 160L43 159L44 157H45V160H46V158L49 159L52 156L51 155V152H49L50 153V157H49V154L47 153L48 150L50 151L49 148H47V150H46L45 148L41 147V150H39V153H38L39 155L37 154V152H36V150L34 148L31 151H28L29 153L27 152V154H26V150L25 149L16 150L14 147H12ZM42 151H45V152H42ZM12 152H13L14 156H13ZM41 152L43 153V155L45 153H47L48 155L45 154L47 157L45 155L43 157L41 155L42 154ZM16 154H17L18 157L16 156ZM23 154H24V156H23ZM36 155H38V156H36ZM27 156H28V158H27ZM35 158H36V160L34 162V159ZM29 159L33 160L32 163H36L37 161L39 162V160H40V162L39 163L37 162L35 164V166H33V165L30 164L31 160L29 162ZM23 165H24V167H23ZM25 166H28L29 167V170H28V167H27V169H25ZM31 168H32V172L35 171L33 174L31 173V176H34L32 178H31V176L28 177L30 175V172H31L30 169ZM24 169H25V171H24ZM13 170L16 171V172L19 171V170H21V171L18 172V175H16L15 178H14L13 175H15L17 173H15ZM27 172H26V174H27ZM26 174H24L25 175V178H26ZM24 175H23V177H24ZM30 179L28 181H30ZM7 181H9L10 184H8ZM12 181H13V183H12ZM32 182L34 183L35 182V179H33ZM4 183H5V185H4ZM7 185L8 186L9 185H12V186L14 185L13 188H15L16 190H14L11 186H10V188L8 187L9 189L6 190L5 188H7ZM18 192H19V190H18ZM18 192L12 194V196L9 195L10 197H12L11 199L9 198L8 195H6L8 197L5 196V198L6 199H9L10 201L9 200H5V198H3V197L0 196L1 197V199H0V209L2 208L3 205H4L3 207H6L7 209H8V207L12 208L11 207L12 205H13V207L16 206L17 203L15 204L16 201L14 202V199L16 200V198H19L18 196H20V194ZM17 193H18V196H16ZM8 201L10 203L12 202V204L10 205L8 203ZM2 202L3 203H8V207H7V205L5 206V204L2 205ZM17 202H18V199H17ZM6 208H4V209H6ZM9 209H8V212L11 210V209L10 210ZM1 211L4 212L3 208L1 209ZM1 211H0V213L2 214Z\"/></svg>", "mask_w": 264, "mask_h": 264}]
</instances>
